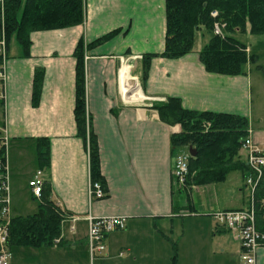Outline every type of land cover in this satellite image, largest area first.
<instances>
[{"label": "crops", "instance_id": "crops-1", "mask_svg": "<svg viewBox=\"0 0 264 264\" xmlns=\"http://www.w3.org/2000/svg\"><path fill=\"white\" fill-rule=\"evenodd\" d=\"M84 4L82 25L32 33L29 55L15 38L8 47L5 118L12 148L10 182L13 186L12 152L25 157L30 154L29 144L34 147L38 139H48L50 165L32 171L28 188L42 171L51 199L65 217L60 245L66 243L70 249L46 252L42 261L40 254L32 259L37 264H56V258L67 264H95L107 262L117 250L122 256L125 250L127 256H137L135 264H173L176 245L177 264H241L238 233L219 225L213 214L248 208V175L235 172L222 184L177 191L175 158L189 155V147L173 148L172 136L181 127L163 123L153 106L179 98L190 111L244 117L253 140L264 150V92L255 105L252 79V68L260 61L252 46L259 44L255 41L260 37L231 35L258 59L246 74L225 76L206 70L200 53L214 35L201 27L191 53L179 59L153 58L144 77L142 56L165 49L166 0H84ZM113 32L85 55L87 120L98 139L105 190L103 198L92 199L89 139L85 143L78 136L74 114V53L81 39L91 46ZM125 68L133 80L123 85ZM258 69L264 81V68ZM37 70L44 71V78L39 104L34 106ZM240 159L246 163V151L240 152ZM28 166L34 168L33 156ZM89 216L126 220L124 230L106 236V253L93 261L87 241ZM125 263H133L131 257ZM12 264H16L13 254ZM257 264H264V244L257 251Z\"/></svg>", "mask_w": 264, "mask_h": 264}, {"label": "trees", "instance_id": "trees-1", "mask_svg": "<svg viewBox=\"0 0 264 264\" xmlns=\"http://www.w3.org/2000/svg\"><path fill=\"white\" fill-rule=\"evenodd\" d=\"M213 11L219 12L218 21L225 24L226 35H214L200 53L201 62L209 73L225 76L246 74L247 67L256 64L258 59L254 54H247V46L231 35L249 33L264 36V0H166L165 49L161 54L147 55V63L156 57L179 59L191 53L201 27L213 32L217 21L211 16ZM2 20L7 46L15 38L23 47L25 55H29L32 33L82 25L85 21V4L84 0H4L3 6H0V28ZM114 35L115 32L110 33L91 46L81 39L74 53L77 132L85 143L89 139L91 180L102 188L98 139L87 120L85 55L89 47L100 45ZM43 78L44 71L37 70L33 81L34 106L39 104ZM153 108L158 111L163 123L181 127V132L171 139L174 149L193 147L196 150L197 156L190 159L186 186L217 185L225 183L232 173L249 174L247 164L240 159L248 131L246 118L233 114L190 111L184 108L179 98H169L165 103L155 104ZM37 157L40 169L49 167L48 139L37 140ZM261 196L262 192L257 198ZM38 202L35 214L13 218L9 240L11 252L15 247H54L57 245L56 240L61 239L65 217L52 201L51 188L46 182ZM258 229L264 233V222L260 216ZM173 264H177L176 245Z\"/></svg>", "mask_w": 264, "mask_h": 264}, {"label": "built area", "instance_id": "built-area-1", "mask_svg": "<svg viewBox=\"0 0 264 264\" xmlns=\"http://www.w3.org/2000/svg\"><path fill=\"white\" fill-rule=\"evenodd\" d=\"M3 6L4 0H0ZM212 18L218 20L219 12L213 11ZM0 29V104H3L0 115V264H12V252L9 246L11 217V182H10V149L11 137L9 136L5 118V101L7 97V60L8 46L5 34L4 21ZM225 24L215 22L214 34L223 36ZM242 150L247 152L246 164L249 174L246 177L245 185L248 189L249 206L242 210H226L213 214L219 225L228 231L237 232L241 247V264H257V251L264 244V233L258 229V217L264 222V150L253 140L250 130L242 144ZM190 155H180L175 158L173 167V179L177 191L186 188V182L190 173ZM45 181L42 171H38L29 182L33 197L40 200L43 194ZM262 192L261 198L257 195ZM89 195L101 199L105 191L99 183L92 180L89 184ZM88 247L91 260L97 258L106 250L105 238L114 231L124 230L126 220L124 218L109 217L88 218ZM60 240H56V244Z\"/></svg>", "mask_w": 264, "mask_h": 264}, {"label": "rangeland", "instance_id": "rangeland-1", "mask_svg": "<svg viewBox=\"0 0 264 264\" xmlns=\"http://www.w3.org/2000/svg\"><path fill=\"white\" fill-rule=\"evenodd\" d=\"M1 5V2H0ZM214 35V33H213ZM254 36V35H252ZM255 38L257 36H254ZM260 39H256L255 42H259V44H254L253 50L254 53L258 54L260 56V61L256 66L252 68V79H253V93H254V100L255 105L259 104L262 101V93L264 92V81L261 77H263V71L261 69H258L260 66L264 68V36H258ZM254 40V39H253ZM247 52V50H246ZM147 55L142 56L143 57V76L146 77L150 63H147ZM152 61V59H151ZM150 61V62H151ZM146 63L148 64V67L146 66ZM147 67V68H146ZM165 103V102H158L156 104ZM30 148L27 149L30 154L25 155V157L20 156L17 152H12L13 154V167H14V185H11V217H19V216H28L32 215L33 213H36L38 210L39 202L37 199H35L30 189L28 188V177L31 175L32 171L37 170V167L39 166L36 159L37 157V145L33 147L32 144H29ZM33 147V148H32ZM32 148V149H31ZM35 148V149H34ZM12 149V148H11ZM10 149V151H11ZM242 152V150H241ZM31 156L35 158V166L34 168L32 166H28L29 161H31ZM33 169V170H32ZM31 171V172H30ZM195 198H197V195L195 194ZM14 208V210H13ZM64 250H70L68 248V245L64 243L62 246L57 244L54 247H41V248H34V247H15L12 249V254L14 256V262L16 264H37V261L33 260L32 257L36 254H40L38 260L42 261L43 259L41 257H44V253H59ZM124 254L122 256L119 255L120 251L117 250L115 254L112 255V259L108 258L109 260L107 262H100L96 261L95 264H126L125 262L130 259L135 264L134 256L135 254H132L131 256H127L128 253L125 250H122ZM106 252H103L105 254ZM41 258V259H40ZM56 264H67V260L62 259H54Z\"/></svg>", "mask_w": 264, "mask_h": 264}, {"label": "bare ground", "instance_id": "bare-ground-1", "mask_svg": "<svg viewBox=\"0 0 264 264\" xmlns=\"http://www.w3.org/2000/svg\"><path fill=\"white\" fill-rule=\"evenodd\" d=\"M121 78L123 85H125L126 82H128V84L129 82H132L133 79L130 78L128 68H125L121 71ZM124 93H126V91Z\"/></svg>", "mask_w": 264, "mask_h": 264}, {"label": "water", "instance_id": "water-1", "mask_svg": "<svg viewBox=\"0 0 264 264\" xmlns=\"http://www.w3.org/2000/svg\"><path fill=\"white\" fill-rule=\"evenodd\" d=\"M189 152L193 158L197 156L196 150L193 147H189Z\"/></svg>", "mask_w": 264, "mask_h": 264}]
</instances>
